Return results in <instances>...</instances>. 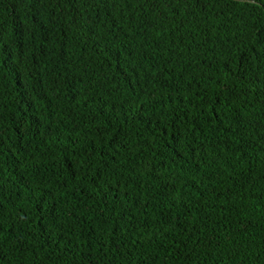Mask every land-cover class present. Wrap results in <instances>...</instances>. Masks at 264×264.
<instances>
[{
	"label": "trees",
	"instance_id": "1",
	"mask_svg": "<svg viewBox=\"0 0 264 264\" xmlns=\"http://www.w3.org/2000/svg\"><path fill=\"white\" fill-rule=\"evenodd\" d=\"M0 264H264V0H0Z\"/></svg>",
	"mask_w": 264,
	"mask_h": 264
}]
</instances>
